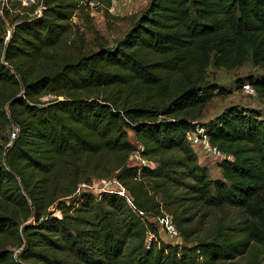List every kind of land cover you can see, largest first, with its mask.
<instances>
[{
	"label": "trees",
	"instance_id": "16d2710c",
	"mask_svg": "<svg viewBox=\"0 0 264 264\" xmlns=\"http://www.w3.org/2000/svg\"><path fill=\"white\" fill-rule=\"evenodd\" d=\"M41 3L0 12V264H236L264 250V118L230 104L201 120L226 91L209 66L264 67V0H148L113 43L83 1ZM241 82L264 94V75ZM198 126L225 153L220 177L187 140ZM138 144L154 165L129 163ZM91 176L126 194L81 188ZM166 214L191 244L160 237L152 218Z\"/></svg>",
	"mask_w": 264,
	"mask_h": 264
},
{
	"label": "rangeland",
	"instance_id": "374dc122",
	"mask_svg": "<svg viewBox=\"0 0 264 264\" xmlns=\"http://www.w3.org/2000/svg\"><path fill=\"white\" fill-rule=\"evenodd\" d=\"M16 3V10L12 11H25L21 8L20 3ZM3 0H0V12ZM144 5V0H118L116 1L109 14L104 12V9H96V13L93 15V25L102 34L109 43L119 38L124 31L129 27L133 15L138 13ZM142 7V8H140ZM137 9V10H136ZM137 11V12H136ZM74 20H77L74 17ZM88 39H91L93 34L89 31L86 32ZM207 77L210 81L218 83V85L225 88L224 94L215 95L204 107L201 120H206L219 113L225 106L230 104H238L241 106L251 107L259 110L261 117L264 118V94L254 92V94H247L241 90L240 80L245 79L247 76H260L264 75V67L260 65H254L250 60L243 63L241 66L226 69L223 67L209 66L207 70ZM239 84V85H238ZM52 95H43L41 99H47ZM129 138L134 141L132 131H129ZM197 151L199 163H203L208 167L211 177H220L217 166L218 159L206 149L199 145L194 146ZM219 174V175H218ZM91 185L80 184L83 189H90L93 193L98 194L102 190L103 185L99 182L101 178L91 176ZM57 215H60L58 211H55ZM158 225L159 235L162 239L170 243H188L193 241L184 242L183 239L177 234H172L168 231L165 225L164 218H152ZM236 264H264V250L258 249L257 254H254V250L247 252L240 256L236 260Z\"/></svg>",
	"mask_w": 264,
	"mask_h": 264
},
{
	"label": "built area",
	"instance_id": "2783aa9c",
	"mask_svg": "<svg viewBox=\"0 0 264 264\" xmlns=\"http://www.w3.org/2000/svg\"><path fill=\"white\" fill-rule=\"evenodd\" d=\"M88 6V10L91 15H94L97 11L96 9H104L105 5L101 0H81ZM118 0H110V6L108 7V10L110 11L112 9L113 4ZM10 2H18L21 6H32L33 4H36V7L32 11V14H40L41 9L43 7L41 0H3L4 5H9ZM241 90L246 92L247 94H254L255 89L252 86L250 82H244L241 85ZM18 131V127L15 124H11L10 130H9V139L10 141L15 138ZM187 140L190 143V145L195 148V145H199L202 148L206 149V151L212 153L214 157H216L218 160L225 156V153L220 151L216 146L212 145L209 140L207 134L204 132V128L201 126L196 127L194 130H189L186 134ZM9 141V142H10ZM142 149V145L138 144L137 149L134 150L130 156H129V163L130 164H143V165H154L152 160H149L147 157L142 156L140 154V151ZM195 150V149H194ZM99 182L103 185L102 190H111L115 191L120 194H126L125 189L121 186L118 179L115 176L110 177H103L99 180ZM165 225L168 229V231L172 234H177V228L175 227L174 223L171 220V216L166 214L165 217Z\"/></svg>",
	"mask_w": 264,
	"mask_h": 264
},
{
	"label": "crops",
	"instance_id": "0c3cea01",
	"mask_svg": "<svg viewBox=\"0 0 264 264\" xmlns=\"http://www.w3.org/2000/svg\"><path fill=\"white\" fill-rule=\"evenodd\" d=\"M138 1V0H137ZM147 2H148V0H144V5L142 6V7H144L146 4H147ZM142 7H140V8H142ZM137 10V9H136ZM137 12V11H136ZM195 152H197L196 150H195ZM199 162H200V160H199ZM201 164V163H200ZM203 164V163H202ZM205 165V164H204ZM218 172H219V174L221 173V171L220 170H218ZM218 174V175H219Z\"/></svg>",
	"mask_w": 264,
	"mask_h": 264
}]
</instances>
